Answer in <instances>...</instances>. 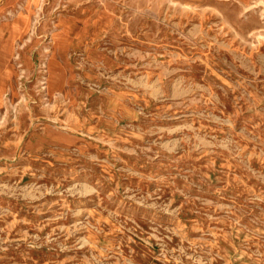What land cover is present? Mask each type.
<instances>
[{
	"label": "rangeland",
	"instance_id": "374dc122",
	"mask_svg": "<svg viewBox=\"0 0 264 264\" xmlns=\"http://www.w3.org/2000/svg\"><path fill=\"white\" fill-rule=\"evenodd\" d=\"M0 264H264V0H0Z\"/></svg>",
	"mask_w": 264,
	"mask_h": 264
},
{
	"label": "bare ground",
	"instance_id": "6f19581e",
	"mask_svg": "<svg viewBox=\"0 0 264 264\" xmlns=\"http://www.w3.org/2000/svg\"><path fill=\"white\" fill-rule=\"evenodd\" d=\"M6 67V66H5Z\"/></svg>",
	"mask_w": 264,
	"mask_h": 264
}]
</instances>
